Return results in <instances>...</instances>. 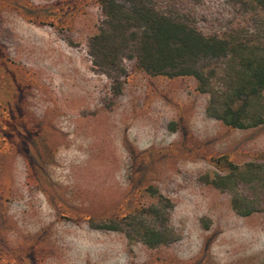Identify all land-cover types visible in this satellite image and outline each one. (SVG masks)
<instances>
[{
	"label": "rangeland",
	"instance_id": "rangeland-1",
	"mask_svg": "<svg viewBox=\"0 0 264 264\" xmlns=\"http://www.w3.org/2000/svg\"><path fill=\"white\" fill-rule=\"evenodd\" d=\"M179 7L204 35L264 44V7ZM99 20L95 0H0V264H264V214L236 215L232 193L204 182L264 160V122L227 127L194 79L129 60L112 95L86 53ZM244 179L234 191L264 210ZM150 189L172 206L174 242L90 228L157 206Z\"/></svg>",
	"mask_w": 264,
	"mask_h": 264
},
{
	"label": "trees",
	"instance_id": "trees-1",
	"mask_svg": "<svg viewBox=\"0 0 264 264\" xmlns=\"http://www.w3.org/2000/svg\"><path fill=\"white\" fill-rule=\"evenodd\" d=\"M95 1L100 20L87 41L86 53L92 68L110 81L112 95L120 93L126 73L122 61L129 60L150 76L194 79L197 91L208 96L206 114L227 127L246 129L264 122V44L204 35L180 9L184 0ZM185 1L195 4L199 0ZM230 1L242 8L264 7V0ZM213 64L224 67L219 79ZM245 175L264 191V160L245 164L241 170L229 165L226 174L204 177V182L232 193L230 207L236 215L264 214L246 195L234 191L238 182H245ZM150 194L157 206L90 224V228L120 232L128 241H139L148 248L174 242L168 227L172 206L151 189Z\"/></svg>",
	"mask_w": 264,
	"mask_h": 264
}]
</instances>
